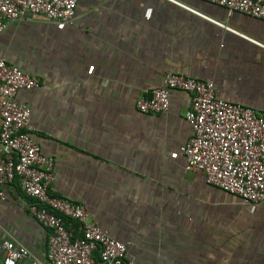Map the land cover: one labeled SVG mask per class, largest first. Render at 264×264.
I'll return each mask as SVG.
<instances>
[{
	"label": "crops",
	"instance_id": "1",
	"mask_svg": "<svg viewBox=\"0 0 264 264\" xmlns=\"http://www.w3.org/2000/svg\"><path fill=\"white\" fill-rule=\"evenodd\" d=\"M176 1L239 36L163 0H77L73 26L36 15L9 23L0 58L41 80L16 99L30 107L32 135L54 159L50 192L127 244L126 264H264V202L244 203L185 171L188 95L173 91L163 114L136 107L174 72L263 113L264 49L250 40L264 45V20ZM4 191L1 241L43 259L49 231L29 214L17 181Z\"/></svg>",
	"mask_w": 264,
	"mask_h": 264
},
{
	"label": "built area",
	"instance_id": "2",
	"mask_svg": "<svg viewBox=\"0 0 264 264\" xmlns=\"http://www.w3.org/2000/svg\"><path fill=\"white\" fill-rule=\"evenodd\" d=\"M163 1L239 36L176 0ZM204 1L224 9L226 17L238 13L264 20V0ZM76 6L77 0H0V33L9 23L33 15L73 26ZM250 41L264 49V45ZM40 83L38 76L0 58V205L6 200L5 185L17 181L29 199V214L49 231L43 259L14 241L0 238L2 264L21 260L30 264H126L127 244L90 222L81 204L50 192L54 159L41 152L32 135L30 107L16 99L18 92L36 89ZM173 91L189 97L185 120L191 137L180 148L185 171L202 175L207 185L244 203L264 202V112L220 99L213 83L174 72H166L161 86L140 97L136 107L141 114L166 113ZM68 222L77 224V235H73Z\"/></svg>",
	"mask_w": 264,
	"mask_h": 264
},
{
	"label": "trees",
	"instance_id": "3",
	"mask_svg": "<svg viewBox=\"0 0 264 264\" xmlns=\"http://www.w3.org/2000/svg\"><path fill=\"white\" fill-rule=\"evenodd\" d=\"M69 223V222H68ZM73 225H75V228L77 229V224L74 222Z\"/></svg>",
	"mask_w": 264,
	"mask_h": 264
}]
</instances>
